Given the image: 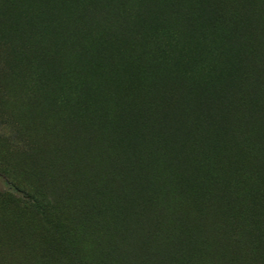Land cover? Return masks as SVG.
Listing matches in <instances>:
<instances>
[{"label": "rangeland", "instance_id": "1", "mask_svg": "<svg viewBox=\"0 0 264 264\" xmlns=\"http://www.w3.org/2000/svg\"><path fill=\"white\" fill-rule=\"evenodd\" d=\"M263 190L264 0H0V264H264Z\"/></svg>", "mask_w": 264, "mask_h": 264}, {"label": "trees", "instance_id": "2", "mask_svg": "<svg viewBox=\"0 0 264 264\" xmlns=\"http://www.w3.org/2000/svg\"><path fill=\"white\" fill-rule=\"evenodd\" d=\"M264 191V190H263ZM258 194V193H257ZM256 201H257V206L261 211H264V193H260L255 197ZM254 235L256 238H262L264 237V234L262 233V231H260V229H255L254 230Z\"/></svg>", "mask_w": 264, "mask_h": 264}]
</instances>
